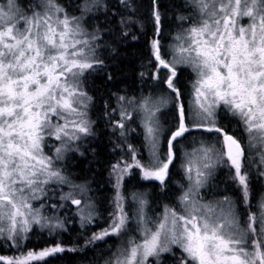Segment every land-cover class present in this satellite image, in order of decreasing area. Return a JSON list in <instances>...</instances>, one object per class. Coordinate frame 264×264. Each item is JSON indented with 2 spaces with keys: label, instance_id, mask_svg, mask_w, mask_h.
<instances>
[{
  "label": "snow or ice",
  "instance_id": "1",
  "mask_svg": "<svg viewBox=\"0 0 264 264\" xmlns=\"http://www.w3.org/2000/svg\"><path fill=\"white\" fill-rule=\"evenodd\" d=\"M196 3L203 19L187 30L186 37H177L188 43L187 47L180 45V58L166 61L158 41L152 44L154 56L158 67L167 70V79L162 82L177 100L181 95L175 83L177 65L186 64L197 74L193 87L201 124L196 127L223 135L226 151L218 160L229 163L235 170L234 181L248 204L250 173L245 170V148L240 139L216 127L213 117L215 109L223 105L239 117L251 147L256 146L253 141L257 140L264 144V0H196ZM43 7L44 13L33 12L29 17L18 0L0 4V237L17 247L34 226L50 232L64 227L63 222L51 223L32 204L41 199L52 181L66 182L60 170H54L53 158L45 155L44 141L54 135L61 142L55 157L59 160L72 142L91 134L86 112L90 98L82 90V78L87 70L103 63L96 57L93 46L97 37L82 38L89 34L79 17L69 18L55 0H46ZM85 7L89 8L87 4ZM154 15L159 25V13ZM242 18L250 19L251 23L243 26ZM158 103L163 106L167 99ZM139 107L144 113L145 141L151 157L142 163L136 159V150L129 146L133 163L123 168L119 164L113 166L118 184L132 168L140 169L143 179L163 183L174 157V142L190 131L180 105L179 122L167 140V159L161 160L158 108L149 98H144ZM121 116L117 126L124 129L123 120L131 119L132 113L122 112ZM53 117L58 121L55 125ZM205 121L211 126L206 127ZM193 156L195 159L189 161L186 171L198 188L211 174L217 152L201 145ZM260 159L264 163V153ZM259 175L264 178V171ZM71 196L68 193L62 199ZM120 199L117 193V212L112 224L94 233L89 242L119 235L126 229L127 216ZM182 201L186 215L172 211L170 227L165 222L150 234L145 230L143 243H133L116 264H146L149 257L173 251L172 246L181 250V264H264V201L260 202L259 213L248 211L246 221L237 215L234 203L227 197L216 207L198 206L189 191ZM71 202L82 204L79 199ZM139 203L143 223L145 202ZM81 219L90 222L91 215H82ZM64 251L61 244H56L17 257L0 256V264H47L46 258Z\"/></svg>",
  "mask_w": 264,
  "mask_h": 264
},
{
  "label": "trees",
  "instance_id": "2",
  "mask_svg": "<svg viewBox=\"0 0 264 264\" xmlns=\"http://www.w3.org/2000/svg\"><path fill=\"white\" fill-rule=\"evenodd\" d=\"M55 1L63 10H67L69 16L83 14L79 16L81 25L98 34L94 47L96 57L103 63L87 70L82 78V87L90 98L88 118L91 122V134L84 137L83 142L80 141L78 154L72 152V155L60 164V168L65 169L64 171L74 179L73 187L86 186L87 197L94 203L93 209L97 223L95 226L90 224L88 227H82L74 221L76 220L74 218L73 224H67L66 229L61 231L57 237L45 241L40 238L39 242L31 239L26 242L25 246L35 249L60 243L65 248H71V253L64 252L52 264H94L97 263L95 250H102V244L100 240L89 242L91 241L89 236L97 229L96 233L102 232L105 220L117 212V193L121 198L120 204L123 211L126 207L127 214H129V208L132 207L130 194L137 188L147 190L149 214L156 215L155 213L162 204L174 205L175 196L181 192L178 184L182 181L183 173L180 170L181 157L178 143L184 142L190 132L174 142L175 158L169 165L168 177L163 183L143 180L140 169L132 168L123 174V179L118 184L117 173L113 171V166L119 164L121 168L124 167V161L129 157V146L136 150L137 157L142 163L148 162L147 158L138 152V149H144L142 128L139 122L135 119L125 122L124 129L117 125L122 120V109L125 110L127 104L131 105L132 114L136 116L134 104L154 93L156 87L172 94L162 82L166 79L167 73L163 69L156 70L157 61L151 53L150 44L152 41H159L160 52H162L171 36L179 31V18L188 14L191 7L186 0ZM86 4L90 10L85 7ZM24 9L28 10L30 7ZM154 13H159V25H157ZM158 27L159 31H157ZM192 80L193 72L190 69L177 68L175 83L181 94L178 101L184 110H187ZM121 97L125 99L121 100ZM175 104L171 102L168 107L161 110V126L164 134L160 149L163 156H166L168 137L179 122ZM217 117L219 128L242 141L238 133L240 121L222 108L218 111ZM191 133L200 134L202 132ZM214 134V132H209L208 139L211 140ZM251 160L252 158L244 160L245 170L250 173L248 204H245L240 187L234 181L235 173L225 167L218 170L212 177L206 194L202 195L208 198L213 194L232 198L240 216H245V213L247 215L249 210H257L256 203L264 191L263 180L259 175L260 166H253ZM216 184L219 185L218 190L213 192ZM49 186L48 193L53 194L54 190L60 192L61 188H67L70 185L50 183ZM50 199H52L51 205L60 204L57 197ZM92 243H95V246ZM165 258H173L176 262L182 258V254L175 248L165 255Z\"/></svg>",
  "mask_w": 264,
  "mask_h": 264
},
{
  "label": "rangeland",
  "instance_id": "3",
  "mask_svg": "<svg viewBox=\"0 0 264 264\" xmlns=\"http://www.w3.org/2000/svg\"><path fill=\"white\" fill-rule=\"evenodd\" d=\"M186 1H187L188 5L191 7L189 10V13L186 14L183 18H179V21H178L179 31L176 32L173 36H171L169 42L164 45V49L161 52V56L166 61H171L173 59V57H176L177 59L180 58V45L183 44L184 47H187L188 43H185L184 40H178L177 37H186L187 36V30L189 28H191L197 21L203 19V17L200 14V11H199V5L196 3V0H186ZM3 3H5V0H0V4H3ZM18 3L21 6V8L25 11V14L29 17L32 16L33 12H40V13L45 12V8L43 7V4L46 3V0H18ZM55 3H56V1H55ZM28 7H30L31 11H29V9L28 10L24 9V8H28ZM216 7L219 8V4H217ZM64 11H65L64 13H66L69 18L79 17V16L83 15V14H78V16H69L67 10L64 9ZM64 13L60 14V19H63ZM241 23L243 26H247L248 24L251 23V20L248 18H242ZM20 27L23 28L24 25L21 24ZM83 28L89 34V36L85 37V38H90L91 35H95L98 38V34L96 31L88 30L85 27H83ZM96 40L94 41L93 46H95ZM152 44H153V41L150 44V50H151V53L154 55V49L152 47ZM164 55H165V57H164ZM180 67H187L188 69H190L193 72V80L191 81V95H190L189 100H188L189 102L187 103V110H184L185 116H186V125L190 129V131H189L190 135L187 139L184 140V142L178 143V149H179L180 157H181L180 170L183 173L182 181L178 184L179 191H181V192L179 195L175 196V202H174L175 204L174 205L167 206V205L162 204L160 206V209L157 210V213H155L156 215L149 214L150 211L148 209L147 190L137 188L134 192H132L130 194V204L132 205V207L129 208L130 209L128 211L129 214H127V209H126V207H124V213L127 216L126 229L119 235H111V236H108L107 238H105L104 240H100V243L102 244V250H98V251L95 250V252H96L95 259H96L97 263H94V264H116L117 259H123L124 258V254H126V251L128 249H130V247L133 243H135V244L143 243V240L145 239V230H148L149 234H150V232L156 231L161 223H165V222L167 223L168 227H170L171 221H172V216H171L172 211H175L178 215H186L187 213H186V209H185V204L182 201V197L186 192H189V191L192 192V200L198 206L199 205H208V206L216 207L218 205V202L223 201L225 198V196H216L214 194H213V196H211L209 198L202 195V194H206V189L210 184V180L218 172V170H220L222 167L228 168V169L232 170L234 173H235V170L230 167L229 163H227V162L221 163L218 160V157L223 155L224 151H226V149H224V144H223V135L220 133H217L215 131H212L215 134L213 135V138L211 140H209L208 136H207V134L209 132L206 131L204 127H196V125L201 124V116L199 115V108H198L197 103H196L195 91H194V87H193L195 81L197 80V74L193 71V69L190 66H188L186 64H178L177 68H180ZM157 69H160V70L163 69V68L158 67V62H157L156 70ZM163 70L168 75L167 70L166 69H163ZM166 79H167V77H166ZM82 90L84 91L83 87H82ZM171 95H172V97H171ZM171 95L169 94V92H165L163 90H160V87H156V89L154 90V93L144 97V98H149V100L154 105H156V107L158 108V111L156 112V118H157L159 125H160V128H161V134L159 137L160 148H161V143H162L163 134H164L163 128L161 126V110L163 108L168 107L171 102L172 103L175 102L176 103L175 104L176 105V111H177V114L179 117L178 109H179V106L181 104L175 98L174 93H172ZM144 98L142 100H140L138 103L134 104L136 116L132 114L131 119H124L123 123L130 122L133 119H135L139 122V125L142 128L141 129L142 130L141 136L144 139L143 154H144V157H146L147 160L149 161L151 154H150V151L148 149V145L145 141V128H144V124H143L144 113L139 107V105L143 102ZM165 98L167 99V103L164 104L163 106L159 105L158 102L162 99H165ZM89 103H90V101H87L86 112H87V119L88 120H89V118H88ZM130 106H131L130 104L129 105L127 104L126 105L127 108L125 107V110L123 108L122 112L127 111L128 113H133L132 107H130ZM221 108L224 110H227L223 105H221L215 109L216 114L213 118L216 121V125H215L216 127H218V125H217V123H218V117H217L218 111ZM227 112L230 113L228 110H227ZM230 115H232V114L230 113ZM234 117L238 121H240L239 117H236V116H234ZM57 122H58L57 119L55 117H53L52 123L55 125ZM59 123L62 124L63 121L60 120ZM188 123H190V124H188ZM204 124L206 127L211 126L206 121L204 122ZM238 127H240V130L238 131V133L240 134L242 141H244V143H242V144L245 148V156H246L245 160L252 158V160H251L252 165L253 166L254 165L260 166V170L264 171V163H261V159H260L261 154L264 153V144H261L257 140V141H253V143L256 146L251 147L249 144L248 134L244 131V126H243L241 121H240V125ZM191 132H194V133L195 132H202V133L193 134ZM228 135H233V134L229 133ZM254 135H257V134L254 133ZM233 136H235V135H233ZM84 137H86V136H82L81 139L72 142L68 147H66L64 149V151L61 153V158L59 160H56L55 157H56V149L62 146L61 142L58 141L54 135L50 136V137H46L45 141H44V153H45V155L53 158L54 170H60L61 175L64 176L66 179L65 184L70 185V186L67 188H61L60 192H56L54 190L53 194H49L48 193V190L50 187L49 186L50 183H49L46 186L45 194L41 197V199L32 201V204H33L34 208L40 209L42 216L50 218L51 223H56L58 221L63 222V224H64L63 229H56L55 231L50 232L48 229L41 230L39 228V226H34L33 230L28 234V238L22 239L20 241L18 247L14 246L12 241L6 240V239L0 237V249H1L0 255L7 256V257H17V256H20L22 253L26 254L29 251L39 252L40 250H43L44 248H48V247L55 246L56 244H60V243H55V244L47 245L43 248H35V249H29V248H26V246H25L26 242H28L31 239L34 242H39L38 240L40 238H43V240L45 241V240H48V239L53 238L55 236L57 237V235L61 231L66 229L67 224L68 225L73 224L74 221L75 222L77 221L79 223V224L78 223L77 224L79 226H82V227H88V225H90V224H92V226L96 225V223H97V221H95L96 213L93 209L94 203L91 199H88V197H87L88 192H87L86 186H84V187L83 186L73 187L75 184L74 179L69 175V173H66L64 171L65 169L60 168V164H63L65 161L64 159L69 158V156L72 155V152H74L75 154H78V150H80L79 149L80 141H82L84 139ZM178 139H180V138H178ZM201 145L215 148L216 152H217V156L213 158V163L215 166L211 169V174L207 177L205 182L200 187L197 188L194 185L193 181L189 180V176H188L186 169L188 167L189 161L195 159V157L193 156L194 150L200 148ZM128 151H129L128 159H125V161L123 160L124 161V167L126 166V164L133 163L132 151L130 150V147H128ZM167 152H168V145H167ZM167 152H166V156H163L161 154V160L167 159ZM140 154L143 155L142 153H140ZM174 158H175V154H174L173 160H174ZM136 159L139 160L137 156H136ZM224 160L225 161L227 160L226 156H224ZM194 176H195V173L193 172V177ZM141 177H142V174H141ZM166 177H168V176H166ZM166 177H165V179H166ZM183 179H184V181H183ZM143 180L161 183L159 180H155V179H143ZM262 180H263V189H264V178H262ZM51 183L60 184L59 182H56V181H52ZM218 187H219V185L216 184L214 186L213 192L218 190ZM68 193H72V196L66 200L62 199V197L66 196ZM55 197L58 198L60 204H57V205L52 204L51 205L50 201L52 199H50V198H55ZM227 198H229V200L234 203V207H235V210L237 212V215L240 216L238 208L235 204V201L232 200V198H230V197H227ZM72 199H79L82 201V204L79 206L72 204V202H71ZM140 200H143L145 202L143 205V220H144L143 223H141V217H140V208H141V205L139 203ZM261 201H264V191L262 192V195L260 196V198H258V201L256 203L257 210H254L252 212L259 213V211H260L259 205H260ZM42 205H43V207H42ZM224 207H226V205H224ZM188 208L190 210L191 205H189ZM218 211H219V208L217 207V212ZM89 214L91 215V221L90 222L87 220L82 221L81 216L82 215L88 216ZM113 216L112 217L110 216L109 218H107L105 220V225L103 227V230L109 228V225L112 224ZM166 217H167V221H166ZM241 217L243 218V220H245V221L247 220L246 213H245V216L241 215ZM74 218L76 220H74ZM97 230H95V232L92 231L89 238H92L93 234L96 233ZM108 238L110 240H107ZM56 240H58V239H56ZM95 242H98V241L96 240ZM249 243H251V242H249ZM92 245L95 246V243H92ZM61 246L64 247L62 244H61ZM172 248H173V250L176 248L182 254L181 250L178 247L172 246ZM70 251H71V248H65L64 252H70ZM248 251H252V249L249 248ZM64 252H61V253L56 254L55 256L46 258L47 262H48L47 264H52L55 261V259L58 258ZM171 252L160 253L159 256L149 257L146 264H181V259H179L175 262V260L173 258H170V259L165 258V255H167ZM104 253H105V255H104ZM163 261H165V263ZM82 264H87V263H82Z\"/></svg>",
  "mask_w": 264,
  "mask_h": 264
},
{
  "label": "flooded vegetation",
  "instance_id": "4",
  "mask_svg": "<svg viewBox=\"0 0 264 264\" xmlns=\"http://www.w3.org/2000/svg\"><path fill=\"white\" fill-rule=\"evenodd\" d=\"M138 152L143 154V149H141V150L138 149ZM143 156H144V154H143ZM0 252H1V249H0ZM0 256H2V255H0Z\"/></svg>",
  "mask_w": 264,
  "mask_h": 264
}]
</instances>
